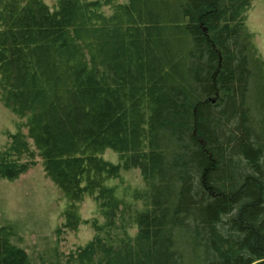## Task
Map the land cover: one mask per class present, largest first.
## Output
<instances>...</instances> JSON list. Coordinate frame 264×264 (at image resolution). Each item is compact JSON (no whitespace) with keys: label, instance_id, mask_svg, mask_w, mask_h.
<instances>
[{"label":"trees","instance_id":"1","mask_svg":"<svg viewBox=\"0 0 264 264\" xmlns=\"http://www.w3.org/2000/svg\"><path fill=\"white\" fill-rule=\"evenodd\" d=\"M253 2L0 0V100L18 119L0 178L38 156L65 198L59 234L85 197L105 219L59 264H264ZM131 169L142 188L124 203L109 182ZM10 237L0 226V264H31Z\"/></svg>","mask_w":264,"mask_h":264},{"label":"rangeland","instance_id":"2","mask_svg":"<svg viewBox=\"0 0 264 264\" xmlns=\"http://www.w3.org/2000/svg\"><path fill=\"white\" fill-rule=\"evenodd\" d=\"M43 1L53 7L57 0ZM105 11L108 12V8ZM247 26L254 33L255 44L264 59V0H254L251 4ZM17 128V117L0 100V148L7 145L9 134ZM102 156L112 163L117 160L111 150L104 151ZM35 160L34 165L14 180L0 178V226L9 227L11 243L26 252L31 264H59L61 253L82 246L93 237L95 232L91 220L96 219L98 224H103L105 219L94 200L85 197L79 212L87 222L75 232L59 234L65 198L45 175L41 158L36 156ZM109 185L116 198L130 203L133 190L142 188L141 176L137 169L123 171L120 178L111 180ZM185 223L188 224V221Z\"/></svg>","mask_w":264,"mask_h":264},{"label":"bare ground","instance_id":"3","mask_svg":"<svg viewBox=\"0 0 264 264\" xmlns=\"http://www.w3.org/2000/svg\"><path fill=\"white\" fill-rule=\"evenodd\" d=\"M79 216H80V218H81L80 212H79ZM81 220H82V221H81V223L79 224L78 228L80 227L81 224H84V223H86V221H87V219H83V218H81ZM78 228H77V230H78ZM77 230H75V231H77ZM75 231H74V232H75ZM79 246H81V245H79ZM59 260H60L59 262H61V261H62V258L59 257Z\"/></svg>","mask_w":264,"mask_h":264}]
</instances>
